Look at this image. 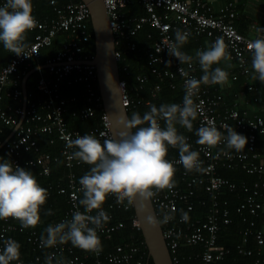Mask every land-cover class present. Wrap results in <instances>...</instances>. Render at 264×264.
<instances>
[{"label":"built area","instance_id":"2783aa9c","mask_svg":"<svg viewBox=\"0 0 264 264\" xmlns=\"http://www.w3.org/2000/svg\"><path fill=\"white\" fill-rule=\"evenodd\" d=\"M109 17V25L114 35V55L117 62L122 58L123 49L136 47L132 37L143 24L150 25L158 34L152 47L148 50V63L151 72L158 81L151 89L155 97L161 90V83L167 81L171 88L181 85L183 96L185 94V81L189 77L199 79L203 73L199 72V64L192 61L191 66L180 63L175 57L168 55L167 48L175 40V30L180 29L194 34L197 38L206 36L212 43L217 37H223L229 60L235 70L227 69L229 79L237 80L238 73L244 76V87L251 92L253 100H257V93L264 91V84L252 79L251 52L247 44L256 38H264V26L253 23L254 35H248L238 30L234 19L237 14L238 0H221L215 5L214 0H139L145 13L141 15H128L129 4L132 0H103ZM6 0H0V7ZM53 10L52 15L40 17L34 10L32 15L37 24L30 30L33 34L31 41L24 50V55L17 56L9 53L4 63L0 64V125L12 128L8 136L1 140L0 146L11 153L9 160L14 166L25 168L27 165L38 167V174L47 178L50 174V163L57 160V155L41 150L37 136L46 133L54 134L50 142L57 137L62 143L59 151L65 166L69 171L65 174V184L58 185L57 192L66 194L67 207L53 219L52 223L71 219L72 213L77 210L80 192L79 179L72 171L75 165H81L75 159H69L72 149L66 147L67 138H76L77 134H94L103 140L113 136L109 127V119L105 112L100 94L93 88L92 81L96 78L95 65L90 62L93 54L85 52L83 42L90 38L88 20L89 8L83 0H49ZM60 37V47L52 55L43 57L41 48L52 43L54 37ZM171 61L169 66L159 68L156 64ZM36 63L45 65L47 75H40L36 87L45 95L43 101L37 105L32 102L23 106L22 87L19 86L20 68ZM122 70H126L123 64ZM23 68V70H24ZM120 71V66L118 64ZM187 73V75H184ZM71 74H73L71 76ZM67 78L68 81L85 82L86 93L84 105L72 108V116L87 118L93 116L96 108L101 107L99 122L88 131L82 132L77 128L69 127L64 113L67 103L75 101V97L65 98L60 95L59 83ZM138 81L145 79L144 75H137ZM122 103L128 109L137 103L150 104L149 99H133L126 87L125 80L120 77ZM183 96L179 103H182ZM7 99L3 103V100ZM199 105L197 118L194 120L195 131L185 133L191 150L199 152L202 163L200 172H187L177 161L179 154L171 155L166 159L174 163L176 172L174 180L176 186L172 190H161L151 198L156 216L162 219L163 213L173 218L161 224V230L169 249L173 263L179 261L178 253L186 246L198 245L195 253L199 264H237L225 260L230 253L229 247L218 242V233L222 225L232 221L228 201L222 197L226 190L241 191L243 197L235 206V212L241 216L246 225L243 230L242 242L236 245V252L243 255L255 256L252 264H262L264 259V218L257 224L255 217L264 214V118L261 114L248 107H240L238 101L227 102L223 92L217 90L216 85L201 84L199 91L193 96ZM21 103V104H20ZM146 109V111H148ZM145 111V112H146ZM162 126V121L160 122ZM214 124L221 132H226L223 125L235 127L244 132L247 144L242 151L228 150L222 140L215 147L196 144L195 135L200 126ZM255 125L256 127H253ZM0 126V130L2 127ZM171 147H169L170 149ZM219 168H240L255 178L251 182L246 180L235 181L219 174ZM206 194V197L202 196ZM102 210L109 216L97 235L101 240H108L114 231L126 227L127 222L116 218L114 211H126L133 207L127 200L117 203L114 195H108ZM198 203L201 208L196 209ZM188 213V221L182 222L181 210ZM134 210V208H133ZM79 211L84 212L83 207ZM93 210L91 215H95ZM130 232L121 242L110 249H103L98 254L83 251L73 247L71 243L56 245L47 248L42 255L40 235L35 228L27 229L25 236L27 244L31 247V257L26 260L20 256L19 261L12 264H45L48 254H54L56 259H62L65 264H148V247L145 240L138 242L134 236L135 230H140L135 212L129 217ZM17 220L9 218L0 220V237L12 238L13 231H24ZM134 231V232H133ZM251 235L255 247L245 246ZM3 241L0 240V249ZM40 251V252H38ZM38 252V253H37ZM147 258V260H145Z\"/></svg>","mask_w":264,"mask_h":264},{"label":"clouds","instance_id":"9594fccd","mask_svg":"<svg viewBox=\"0 0 264 264\" xmlns=\"http://www.w3.org/2000/svg\"><path fill=\"white\" fill-rule=\"evenodd\" d=\"M32 10L31 0H6L0 7V43L17 56L24 55L26 33L37 24ZM260 30L264 31V28ZM174 35V42L167 48L168 55L191 66L193 56L180 50L191 33L176 29ZM247 48L251 52L252 79L264 84V38L251 40ZM229 58L223 37H217L205 49L196 51L195 59L203 75L199 79H186L182 103L151 104L143 115L133 112L130 118L127 115L119 116L115 124L120 130L104 139L103 143L94 134H77L75 139L67 138L66 147L73 150L69 159L88 164L90 168L79 179L82 196L78 199L77 210L72 213L71 219L49 224L44 229L40 236L41 248L70 242L73 247L83 251L97 254L102 251L97 229L103 228L110 220V216L102 210L108 195H114L117 203L127 200L129 204L139 197L140 210L144 211V202L158 191L175 188L176 168L172 161L166 159L169 147L178 149L177 163L187 172L202 170L199 152L191 150L187 137L178 133L176 125L189 132L193 130V121L200 110L193 96L198 93L201 84L228 83L229 72L220 67L213 69L212 65ZM227 67L231 68L232 65L228 64ZM161 121L164 122L163 127ZM223 127L226 135L214 124L200 126L195 132L198 137L196 144L215 147L223 140L228 150L242 151L247 138L238 134L232 126L225 124ZM47 196V189L38 183L30 170L0 158V220L12 218L19 221L22 229L34 228L40 222L39 211ZM79 207H83V213ZM93 210H97L95 215L90 214ZM47 214H52L50 209ZM172 218L168 213H163L162 219L151 214L145 217L153 227L165 224ZM188 219V213L181 210L182 222ZM0 240L3 241L0 264L19 261L21 245L12 238L0 237ZM53 259L54 254H48L45 264H53ZM55 264H65V261L56 259Z\"/></svg>","mask_w":264,"mask_h":264},{"label":"trees","instance_id":"16d2710c","mask_svg":"<svg viewBox=\"0 0 264 264\" xmlns=\"http://www.w3.org/2000/svg\"><path fill=\"white\" fill-rule=\"evenodd\" d=\"M61 2V0H57ZM32 9L35 13L40 16H48L53 14V10L51 5L49 4V0H31ZM129 14H142L145 12L141 3L138 0H133L129 5ZM88 31L90 32V38L87 41L83 42V47L85 52L94 53V36L93 30L91 26L90 20H88ZM243 25V24H242ZM238 30L244 32V29L240 25H236ZM33 34L31 32L26 33L25 43L31 41ZM158 37L157 32L148 24H143L137 31V33L132 37V40L135 42L136 47L134 49H123L122 50V58L118 61L120 66V77L125 80L126 87L130 93V96L133 99H142V102L145 99L150 100V104H155L159 106L162 103H179L183 96V89L181 85L177 84L176 87L171 88L167 81H163L161 83V90L158 94L153 97L151 95V89L153 85L158 81L155 75L151 72V65L148 63L147 52L152 47L154 40ZM60 37H54L52 43L48 46L41 48V54L43 57H47L52 55L56 50L60 47ZM203 38H197L194 34H191L187 42L181 46V51L184 53L193 56V60L195 59V53L198 50L199 45L203 43ZM206 48V46H205ZM203 50V49H199ZM10 52L4 49L3 44L0 43V64L4 63L7 59V56ZM198 62V61H197ZM126 64V70H122V65ZM199 64V63H198ZM159 68H163L165 66H169L166 63L156 64ZM36 63L24 68H20V77H19V86L21 88V81L24 74L34 68ZM222 60H220L217 64H213L212 68L220 67L224 69ZM24 68V70H23ZM227 70V69H226ZM199 72H202V69L199 65ZM47 69L45 67L38 68L31 72L26 79V91H27V105L34 102L39 105L45 95L42 91L37 89L36 84L40 75H47ZM73 74H71L72 76ZM137 75H144L145 79L143 81L137 80ZM244 76L242 74H238L237 83L239 84V88L242 87L240 83H243ZM93 88L97 94H99L97 80L96 78L92 81ZM59 92L62 97L70 98L71 96L75 97V101H70L67 103V110L64 113L65 119L69 127L77 128L82 132L88 131L93 126L97 125L99 122V115L102 112V108L98 107L95 110L93 116L87 118H79L76 116H72L70 111L72 108H79L84 105V97L86 93L85 82L83 81H68L67 78H64L59 83ZM7 101V99L3 100V103ZM21 104V103H20ZM149 105H145L143 103H137L132 107L127 109L129 118L133 112H138L141 115L149 108ZM1 126V125H0ZM164 126V122L162 121V127ZM0 130V138L1 140L5 139L10 131L11 127L3 125ZM177 131L179 134L185 135V133H190L193 135L195 131V123L193 121V130L191 132L187 131L185 128L180 125H176ZM233 127V125H232ZM238 134L244 135V132L233 127ZM54 134H46L43 133L37 136L38 144L43 151L50 152L52 155H57L58 159L53 160L50 163V174L47 178L42 177L38 174V167L33 165H27L26 169L30 170L34 176L36 177L38 183L45 189H47V200L45 204L40 208V222L35 226L37 233L41 236L44 229L49 225L53 224L52 221L56 217H58L63 210L67 207L66 202V194L58 193L57 187L58 185L65 184V174L69 171V168L65 166L63 158L60 154V147L62 145L61 141L54 139V142H50L51 136ZM178 149L170 148L168 149V156L177 155ZM13 155L7 151H5L4 146H0V158L10 160ZM90 166L88 164L82 163L81 165H75L71 169L76 174V179H80L88 170ZM219 174L224 175L231 180L241 181L246 180L247 182H251L255 176L253 174L247 173L246 171L240 168H219ZM202 196L206 197L205 193H202ZM222 197L226 198L228 201V208L230 209L232 221L229 224L222 225L219 233H218V242L229 247L230 253L226 255L225 260L234 261L237 264H252L255 258L253 255H243L236 252V245L242 242L243 230L245 228V221L241 219V216L235 212V206L243 197V193L241 191H224L222 193ZM107 201V200H105ZM196 209L199 211L201 208L199 204L196 203ZM51 210L52 214L49 215L48 210ZM182 210V208H180ZM116 218L123 219L127 222L126 227L122 228L120 231H114L111 237L108 240H104L102 242L103 249H110L116 243L121 242L124 238H126L127 234L130 232L129 226V217L134 213L133 207L126 211H114ZM261 218H264V214H261L255 217L257 224H260ZM19 223V221H17ZM29 229V228H28ZM28 230L24 231H13V239L17 241L20 247V256H23L28 260L31 257L32 251L31 247L27 244L25 236ZM134 232V231H133ZM134 236L138 242L143 241V235L140 230H135ZM245 246L255 247V242L253 241L251 235L249 236L248 241L245 243ZM198 245L186 246L180 252L179 261L174 264H199L195 253L199 250ZM45 248L41 251L42 255H44ZM40 252V251H38ZM37 252V253H38ZM147 260V258L145 259ZM148 264H153L151 257H148ZM262 264H264V259H262Z\"/></svg>","mask_w":264,"mask_h":264},{"label":"water","instance_id":"95a60500","mask_svg":"<svg viewBox=\"0 0 264 264\" xmlns=\"http://www.w3.org/2000/svg\"><path fill=\"white\" fill-rule=\"evenodd\" d=\"M83 1L89 8L94 36V53L90 62L95 65L97 86L102 105L107 113L109 127L114 136L120 130L116 127V119L122 115L129 117L127 109L122 103L120 73L118 62L114 55V35L109 25V17L104 1ZM41 67H45V65H36L34 68L28 70L22 78L23 106H25L27 100L26 79L31 72ZM140 203L139 197L135 198L133 208L153 264H174L163 237L161 225L153 227L146 222L145 217L149 214L157 218L151 199L144 202V211L140 210Z\"/></svg>","mask_w":264,"mask_h":264},{"label":"crops","instance_id":"0c3cea01","mask_svg":"<svg viewBox=\"0 0 264 264\" xmlns=\"http://www.w3.org/2000/svg\"><path fill=\"white\" fill-rule=\"evenodd\" d=\"M214 2L215 5L217 6L221 3V0H214ZM127 13L128 15H137V14H129L130 13L129 11H127ZM234 22L236 25H240L244 29L243 33L248 35H254L255 33L252 30V26H251L253 23H257L264 26V0H238L237 14L234 19ZM201 38H203L204 42L201 45H199L198 49H205V46L207 47V45L210 44L211 42L206 36H202ZM222 63L223 65H225L224 70L226 69L235 70L233 63L229 59L228 60L222 59ZM228 64H231L232 67L231 68L227 67ZM240 85H242L241 88H239V84L237 83V80L232 81L228 78V83L223 85H216V87L217 90L224 93L227 102L236 100L238 101L240 107H248L256 111L257 113L261 114L264 118V91L261 90L259 93H257L258 99L255 101L252 98H249L252 96L251 95L252 93L245 89L244 84L240 83Z\"/></svg>","mask_w":264,"mask_h":264}]
</instances>
